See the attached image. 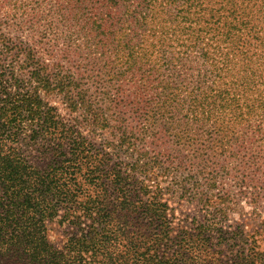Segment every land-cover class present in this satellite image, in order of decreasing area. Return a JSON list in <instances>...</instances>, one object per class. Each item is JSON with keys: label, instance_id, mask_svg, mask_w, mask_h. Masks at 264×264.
Segmentation results:
<instances>
[{"label": "trees", "instance_id": "trees-1", "mask_svg": "<svg viewBox=\"0 0 264 264\" xmlns=\"http://www.w3.org/2000/svg\"><path fill=\"white\" fill-rule=\"evenodd\" d=\"M27 14L0 19V264H264L255 236L224 259L170 206L262 172L264 0Z\"/></svg>", "mask_w": 264, "mask_h": 264}, {"label": "rangeland", "instance_id": "rangeland-1", "mask_svg": "<svg viewBox=\"0 0 264 264\" xmlns=\"http://www.w3.org/2000/svg\"><path fill=\"white\" fill-rule=\"evenodd\" d=\"M25 2L32 7L36 5L37 0H0V19L26 18L28 16L27 9L30 10V7L27 8ZM42 4L43 9H46L44 5L46 3ZM35 29L39 31L43 27ZM18 33L25 35L29 33V30L26 28L24 32L19 31ZM248 177H252L254 181H250ZM242 179L254 187L259 183H264V166L258 176L249 172V174H240L239 177L233 179L226 178L223 181V187L230 190L231 196L229 202L227 201L224 205L211 206V204L201 203L199 197L192 200L184 197L180 206L174 203L170 204L173 210V225L176 228L180 226L196 228L204 225L205 235L209 236L211 249H220L224 259L231 252H236L237 248L247 247L243 245V239L249 235L255 236L259 248L264 250V192H259V194L254 190L253 195H241L238 192V187L242 183ZM50 235L52 239L57 240V235L52 233ZM242 235L244 236L241 237Z\"/></svg>", "mask_w": 264, "mask_h": 264}]
</instances>
